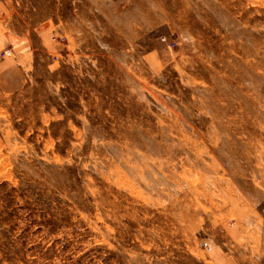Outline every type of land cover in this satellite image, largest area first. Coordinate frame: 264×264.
<instances>
[{
  "label": "rangeland",
  "instance_id": "1",
  "mask_svg": "<svg viewBox=\"0 0 264 264\" xmlns=\"http://www.w3.org/2000/svg\"><path fill=\"white\" fill-rule=\"evenodd\" d=\"M0 264H264V0H0Z\"/></svg>",
  "mask_w": 264,
  "mask_h": 264
},
{
  "label": "built area",
  "instance_id": "2",
  "mask_svg": "<svg viewBox=\"0 0 264 264\" xmlns=\"http://www.w3.org/2000/svg\"><path fill=\"white\" fill-rule=\"evenodd\" d=\"M204 245L208 248V245L206 243H204Z\"/></svg>",
  "mask_w": 264,
  "mask_h": 264
}]
</instances>
